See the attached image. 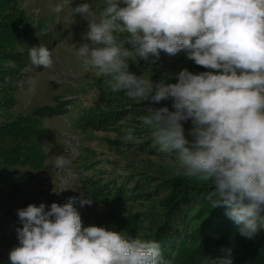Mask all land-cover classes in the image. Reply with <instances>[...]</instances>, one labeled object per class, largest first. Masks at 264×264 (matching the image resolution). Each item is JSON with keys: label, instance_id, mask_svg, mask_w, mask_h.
Instances as JSON below:
<instances>
[{"label": "clouds", "instance_id": "9594fccd", "mask_svg": "<svg viewBox=\"0 0 264 264\" xmlns=\"http://www.w3.org/2000/svg\"><path fill=\"white\" fill-rule=\"evenodd\" d=\"M72 2L63 0L53 11L67 6L69 15L87 21L76 49L82 65L107 77L112 92L149 102L140 120L155 130L161 152L174 156L172 174L211 182L213 208L225 207L240 235L253 239L264 229V0H104L98 14L88 3ZM161 51H184L207 70L184 69L176 83L130 70V62L156 66ZM29 57L34 66H54L44 45L31 47ZM169 99L172 110L151 106ZM122 139L140 143L131 130ZM53 167L65 173V182L78 178L65 155H56ZM81 196V206L94 203ZM77 200L17 209L22 227L9 264H170L155 240L84 227ZM221 251L202 264H233L232 249Z\"/></svg>", "mask_w": 264, "mask_h": 264}, {"label": "rangeland", "instance_id": "374dc122", "mask_svg": "<svg viewBox=\"0 0 264 264\" xmlns=\"http://www.w3.org/2000/svg\"><path fill=\"white\" fill-rule=\"evenodd\" d=\"M60 3L63 0H12L4 5V19L25 26L27 34L11 48L22 55L21 62L6 63L11 70L3 84L12 102L0 109V122L33 119L40 107L55 105L56 97L65 113L36 121V126L55 132L53 139L40 143L44 160L39 169L9 165L0 159V177L5 184L0 186V264H9L8 254L18 244L16 228L22 225L17 209L30 203L63 204L73 196L78 197L75 207L84 227L102 226L141 239L153 234L159 224L161 217L155 213L178 197L181 203L170 225V230L175 228V241L169 260L170 264H187L186 257L200 245L196 238L201 222L198 215L203 213L201 219L205 220L212 212L225 215L226 209L220 213V207L213 208L211 182L172 174L174 156L161 152L153 139L155 130L140 120L149 102L139 103L123 92H112L105 82L107 77H98L82 65L76 49L83 42L87 21L69 15L67 6L61 13L54 12ZM82 3H88L98 14L104 0H73L72 6ZM40 45L53 53L52 68L32 64L29 49ZM184 69L193 73L207 70L195 65L184 51L177 55L161 51L153 67L144 61L130 62L135 74L155 81L164 79L165 83L178 82L177 75ZM151 106L172 110V101ZM184 127L190 128L191 122H185ZM126 130H131L140 143L124 141ZM60 154L72 160L78 178L65 182V173L53 167L55 156ZM64 188L68 189L61 191ZM81 193L94 203L81 206L79 199L86 198ZM229 226L225 244L208 247L203 255L200 251L189 264H202L204 257L223 256L222 248L232 249L233 264H264V229L248 239L240 235L233 221ZM246 252L249 254L243 260Z\"/></svg>", "mask_w": 264, "mask_h": 264}, {"label": "trees", "instance_id": "16d2710c", "mask_svg": "<svg viewBox=\"0 0 264 264\" xmlns=\"http://www.w3.org/2000/svg\"><path fill=\"white\" fill-rule=\"evenodd\" d=\"M9 1L12 0H0V109L5 108L9 102H12L8 96L9 91L4 88L3 84V79L5 76L9 75L11 70L7 68L6 63L11 62L19 64L22 58V55L20 56L19 52L11 51V48L12 46L14 47L17 45L20 38L26 37L24 35L27 34V31L24 29L25 26L4 19V5ZM57 100L58 98L56 97L55 105L53 106H42L37 109L33 113V119L0 122L1 160L9 165L27 166L32 170L39 169L42 166L44 154L40 143L43 140L53 139L55 137V132L46 127L36 126V121L64 114L65 110L61 108L60 104L57 103ZM4 185L3 179L0 177V186L3 187ZM177 198L178 197L169 200L168 203L163 206L164 208L162 212L155 213V216L161 217L159 224L155 225V229L152 230L153 234L145 236L147 240H155L160 243L163 256L166 260H169V255L171 254L172 246L175 241L172 234V229L175 228L172 227L170 230V225L177 210V206L181 203L177 202ZM224 208L225 207L223 206L220 207V213ZM202 214L203 213H200L198 215L201 222L199 223L198 228H196V238L199 240L200 245L196 247L194 251L192 250L191 253H189V256L186 257L187 264L194 261L193 259L200 253V251L203 250V255L206 253V249H210L208 247L212 248L215 245L218 246L225 244V241L229 237L228 233L231 228L229 226V221L231 220L226 217V215L212 212L209 213V218L203 220L201 219ZM217 246L215 248H217ZM248 254L249 252L244 253L242 259L244 260ZM242 259L240 263L243 262Z\"/></svg>", "mask_w": 264, "mask_h": 264}]
</instances>
